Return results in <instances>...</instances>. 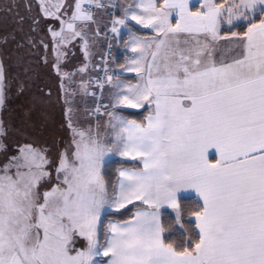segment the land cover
Wrapping results in <instances>:
<instances>
[{"label": "snow or ice", "instance_id": "snow-or-ice-1", "mask_svg": "<svg viewBox=\"0 0 264 264\" xmlns=\"http://www.w3.org/2000/svg\"><path fill=\"white\" fill-rule=\"evenodd\" d=\"M23 6L0 10V264H264V0H131L120 14L113 0ZM103 11L105 38L125 32L133 55L81 78L80 127L69 85L89 65H63L77 40L89 60ZM53 74L70 131L55 152L5 119L15 95L26 123L46 120ZM115 156L133 163L110 183Z\"/></svg>", "mask_w": 264, "mask_h": 264}, {"label": "crops", "instance_id": "crops-1", "mask_svg": "<svg viewBox=\"0 0 264 264\" xmlns=\"http://www.w3.org/2000/svg\"><path fill=\"white\" fill-rule=\"evenodd\" d=\"M107 2V0H106ZM131 0L127 3H123L121 0H113V3L116 4L118 7L117 9V14H120L119 12V6H126L128 3H130ZM25 11V10H24ZM108 22H109V16L106 11L100 12L97 16V23L100 26V35L96 36L94 35V31L88 33V38H89V46H90V57L88 61H85L83 51L81 49V42L80 41H74L73 44L68 46V56L65 60V63L63 65L65 71H70L74 72L78 67H80L83 63H88V71L87 73L81 74V73H76L72 77V83L69 85V91L71 92L72 90H77V95L75 96L74 99H72V104L70 105L73 109V112L71 114V119L73 124L80 126V127H87L88 121L85 119V115L83 112V98L79 94V86H80V81L81 78H83L85 81L92 79L94 74L96 73V65H97V60L98 56L101 52V48L103 45V32L107 29L108 27ZM134 23V22H133ZM106 26V27H105ZM93 30L95 29V25L92 26ZM142 31L146 32L147 30L141 29ZM128 40V36L125 32H121L120 36L114 37L113 40V57L110 61V71L112 73L113 70L119 72L120 68L122 65L126 63L128 58L133 55L131 53L130 48H126L125 46V41ZM222 45L225 43V41L220 42ZM51 58H54L53 55H51ZM134 77L135 73H129L125 72L123 73V78L125 79H132L134 82ZM53 80H57L53 74ZM58 81V80H57ZM58 84L53 83V95L56 96L58 93ZM104 97H105V103H108V88L106 87L104 90ZM13 98V99H12ZM10 100V109H11V116L10 119L12 118V114L20 113L22 114L24 119V112L23 109L20 107V105L23 103V100L21 98L13 97ZM55 101V98H54ZM88 101V107L91 108L92 106V98L87 97ZM56 103V118H52V125L54 124V131L56 129L59 130V137H56V140L54 141H67L70 139V131L67 128V123H66V116H65V108L68 107L69 105H65L63 102V99H61L59 102ZM12 106L14 108V111L12 110ZM26 107V105H25ZM124 111H137V110H124ZM141 111V110H140ZM13 112V113H12ZM146 114V113H145ZM107 117H102V122L106 120ZM132 119V118H129ZM48 122L51 121V118L46 119ZM94 122V121H93ZM23 124V123H22ZM20 125V121L16 122L13 124L14 129L15 128H24L25 130L29 129L32 126L31 124H28L25 122L24 119V124ZM59 124V125H58ZM32 128V127H31ZM57 135V134H56ZM12 143V140L10 141ZM40 142H37L39 144ZM13 144H16V141L13 142ZM44 144V143H42ZM40 145V144H39ZM112 160H125V158L115 156L112 158ZM121 167H130V166H121ZM119 167V168H121ZM118 168V169H119ZM117 176H118V171H117Z\"/></svg>", "mask_w": 264, "mask_h": 264}, {"label": "rangeland", "instance_id": "rangeland-1", "mask_svg": "<svg viewBox=\"0 0 264 264\" xmlns=\"http://www.w3.org/2000/svg\"><path fill=\"white\" fill-rule=\"evenodd\" d=\"M23 3H24V0H0V10H2V8L4 6H10L13 4H18L19 7L13 8L12 14H15L16 11H19V13L21 15H24L25 9H24ZM8 27L10 29L11 25H8ZM51 55L54 56L53 53L49 52L50 58H51ZM53 83L58 84V81L55 80V82H54V80H53ZM54 98H56V96L53 95V99ZM10 100L8 101V106H7V109L5 111V119L8 123H10L12 125V128L14 129L13 124L18 122V121H20V125L22 123L24 124L25 118L23 119V116H21L22 115L21 113H20V115H18V113L14 112V114H12V118L10 119V116H11ZM12 110L14 111L13 106H12ZM55 110H56V103L54 101V103L46 109V112H47L46 119L50 117L51 118L50 122L42 119L37 113H33V115H32V126H31L32 128L29 125V129L25 130L26 135L30 139L35 140L36 142H40L39 143L40 145L53 147V140H56L57 139L56 137H59V130L56 131V129H55V131H54V124L52 125V122H53L52 118H56V111ZM21 139H22L21 136H19L15 131H12L10 133L9 140L7 142L11 146H14L13 142L14 141L17 142ZM11 140H12V143H10ZM42 143H44V144H42ZM53 152H55L54 147H53ZM3 159H4V157L2 155H0V162H3Z\"/></svg>", "mask_w": 264, "mask_h": 264}, {"label": "built area", "instance_id": "built-area-1", "mask_svg": "<svg viewBox=\"0 0 264 264\" xmlns=\"http://www.w3.org/2000/svg\"><path fill=\"white\" fill-rule=\"evenodd\" d=\"M110 11H113L116 13V8L115 9H111ZM108 14V11H106ZM109 22H108V27L107 29L111 28V19L112 16L109 15ZM107 29L103 32V45H102V49L101 52L98 56V60H97V65H96V73L94 74V76L92 77V79L94 80L96 77H104V71L103 69L106 67L108 69L109 74H111L110 71V61L113 57V40L115 37V34H112L109 32L108 34V38H105V32L107 31ZM109 45H111V47H109ZM106 62V63H105ZM90 91L95 90L97 91V94L99 96V89H96L95 86L93 85L92 87H90L89 89ZM92 98V97H91ZM103 102L105 103V97H103ZM94 107V104L92 103V106Z\"/></svg>", "mask_w": 264, "mask_h": 264}, {"label": "trees", "instance_id": "trees-1", "mask_svg": "<svg viewBox=\"0 0 264 264\" xmlns=\"http://www.w3.org/2000/svg\"><path fill=\"white\" fill-rule=\"evenodd\" d=\"M123 3H127L130 0H121ZM141 33H144V31L140 30ZM129 113H131L129 115ZM125 115H128L129 118L136 119V120H141L143 119V115L145 113L141 111H124ZM131 161H126V160H112V162L107 166L105 169V179L108 180L110 183L115 182L117 178V170L121 166H132ZM112 219H118L119 216L114 215L113 217H110Z\"/></svg>", "mask_w": 264, "mask_h": 264}]
</instances>
